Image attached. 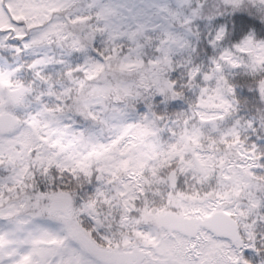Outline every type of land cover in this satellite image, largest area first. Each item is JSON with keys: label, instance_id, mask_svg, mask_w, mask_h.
Segmentation results:
<instances>
[{"label": "snow or ice", "instance_id": "obj_1", "mask_svg": "<svg viewBox=\"0 0 264 264\" xmlns=\"http://www.w3.org/2000/svg\"><path fill=\"white\" fill-rule=\"evenodd\" d=\"M0 264H264V0H0Z\"/></svg>", "mask_w": 264, "mask_h": 264}]
</instances>
